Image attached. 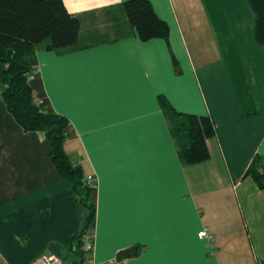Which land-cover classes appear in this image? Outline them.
Wrapping results in <instances>:
<instances>
[{"label":"crops","instance_id":"0c3cea01","mask_svg":"<svg viewBox=\"0 0 264 264\" xmlns=\"http://www.w3.org/2000/svg\"><path fill=\"white\" fill-rule=\"evenodd\" d=\"M125 1L64 0L80 47L29 58L34 99L68 118L65 151L92 182L90 264H263L264 189L247 171L264 162V0H149L170 33L148 41ZM162 101L211 119L208 160L184 164ZM51 151L0 94V264L79 260L87 210Z\"/></svg>","mask_w":264,"mask_h":264},{"label":"trees","instance_id":"16d2710c","mask_svg":"<svg viewBox=\"0 0 264 264\" xmlns=\"http://www.w3.org/2000/svg\"><path fill=\"white\" fill-rule=\"evenodd\" d=\"M122 9L142 41L169 39L168 23L156 14L149 0H127ZM81 31V19L67 10L64 0H0V64L7 65L0 70L1 97L24 130L41 132L50 141L51 158L60 175L73 183L87 210L86 224L74 238L73 251L79 259L76 264H90L84 245L96 212L93 186L65 151L68 118L44 110L34 99L30 77L35 68L29 60L42 47L62 53L78 49ZM162 104L184 164L208 160L207 140L215 134L211 119L179 113L165 101ZM247 174L264 189V162L260 157L254 158Z\"/></svg>","mask_w":264,"mask_h":264},{"label":"built area","instance_id":"2783aa9c","mask_svg":"<svg viewBox=\"0 0 264 264\" xmlns=\"http://www.w3.org/2000/svg\"><path fill=\"white\" fill-rule=\"evenodd\" d=\"M92 185V182L89 181ZM202 237H209V234L206 231L201 232ZM85 250L87 251V259L91 261L93 254V246H92V231H90L86 236V241L84 245ZM32 264H63V261L57 257L49 256V255H41L37 259L33 261ZM111 264H122L118 260L112 261Z\"/></svg>","mask_w":264,"mask_h":264},{"label":"water","instance_id":"95a60500","mask_svg":"<svg viewBox=\"0 0 264 264\" xmlns=\"http://www.w3.org/2000/svg\"><path fill=\"white\" fill-rule=\"evenodd\" d=\"M135 253H136V250L135 249H129L127 251H122L121 253L118 254V258L132 256Z\"/></svg>","mask_w":264,"mask_h":264}]
</instances>
